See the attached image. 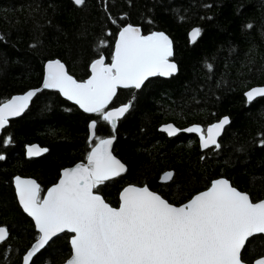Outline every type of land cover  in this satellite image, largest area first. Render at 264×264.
<instances>
[{
    "label": "trees",
    "instance_id": "16d2710c",
    "mask_svg": "<svg viewBox=\"0 0 264 264\" xmlns=\"http://www.w3.org/2000/svg\"><path fill=\"white\" fill-rule=\"evenodd\" d=\"M126 25L139 27L143 35H167L178 71L168 79H149L136 92L117 91L110 108L132 101L117 122L112 146L125 172L94 193L116 207L123 187H146L179 206L223 178L253 202L264 201V98L248 103L243 96L264 87V0H85L82 6L72 0H0V104L38 88L50 60L60 61L73 79L83 82L91 62L111 60L115 36ZM194 28L202 30L195 43L188 39ZM206 63L213 65L212 72ZM225 116L230 123L218 139L219 149L200 151L194 136L167 138L157 130L168 123L179 130L191 125L204 129ZM91 121L96 128L88 142ZM111 136L98 114L87 116L46 90L8 123L0 133L5 157L0 160V227L9 233L1 243L0 264H20L37 238L16 203L12 178L34 179L41 196L60 170L83 162L96 141ZM31 144L48 151L26 159L24 147ZM165 172L174 175L160 184ZM69 238L60 234L30 264L63 263L70 256ZM263 256V236L246 241L245 264Z\"/></svg>",
    "mask_w": 264,
    "mask_h": 264
},
{
    "label": "snow or ice",
    "instance_id": "6c2138e0",
    "mask_svg": "<svg viewBox=\"0 0 264 264\" xmlns=\"http://www.w3.org/2000/svg\"><path fill=\"white\" fill-rule=\"evenodd\" d=\"M73 3L82 6L85 0ZM252 27L251 23L247 25ZM201 32L200 28L192 29L190 41L195 43ZM172 55V42L163 32L142 35L138 27L125 26L119 32L111 64H106L103 57L96 59L90 65V78L77 82L64 71L60 61H51L46 65L43 88L57 89L85 113L98 114L115 129L116 121L132 107L130 100L114 111H105L116 89H140L149 77L173 76L178 68L169 60ZM205 68L213 71L210 63ZM37 91L12 97L0 106V129L8 123V117L21 115ZM245 96L248 103L264 98V87L254 88ZM229 123L225 116L208 127L207 138L201 134V148H221L217 137ZM89 128L94 130L96 121ZM161 131L174 136L180 130L169 124ZM184 131L201 133V128L193 126ZM111 145L112 139H99L87 157V165L65 169L58 184L48 189L43 199L35 181L16 177L19 204L33 218L40 233L23 264H29L35 253L64 232L74 233L66 264H244L245 242L256 234H264V201L253 202L248 194L221 178L181 206H173L146 187L130 186L121 193L119 207H112L93 191L125 171V166L109 151ZM260 146L264 147V139ZM46 151L31 146L28 155ZM173 175L167 173L169 179ZM8 235L6 228L0 227V242ZM256 264H264V259Z\"/></svg>",
    "mask_w": 264,
    "mask_h": 264
},
{
    "label": "water",
    "instance_id": "95a60500",
    "mask_svg": "<svg viewBox=\"0 0 264 264\" xmlns=\"http://www.w3.org/2000/svg\"><path fill=\"white\" fill-rule=\"evenodd\" d=\"M73 1V0H72ZM126 26H129V25H126ZM125 27V26H124ZM134 27H137V26H134ZM139 28V27H138ZM122 29H123V27L117 32V34H116V36H115V40H114V43H113V48H112V54H111V60L108 62V63H106V64H111V62H112V57H113V55H114V53H115V45H116V42H117V40H118V38H119V32L120 31H122ZM140 29V28H139ZM141 31V30H140ZM192 30H190L189 31V33L191 32ZM152 33V32H151ZM151 33H148V34H145V35H149V34H151ZM189 33H188V39H189V41H190V36H189ZM142 34V33H141ZM143 35V34H142ZM167 36V35H166ZM168 37V36H167ZM169 38V37H168ZM169 40H170V38H169ZM171 41V40H170ZM191 42V41H190ZM172 51H173V48H172ZM173 56V55H172ZM172 56L171 57H169V60L171 61V62H173L171 59H172ZM51 61H57V60H50V61H47V62H45L44 63V65H43V68H42V78H41V82H40V85H39V87L38 88H36V89H31V90H28V91H26V92H24V93H22V94H17V95H13V96H11L9 99H7L5 102H3V103H1L0 104V106H2L4 103H7L12 97H15V96H24V95H26L29 91H36L37 89H39V91H37L36 92V94H38L39 92H41V91H43V90H46V91H53V92H55V93H57L58 95H59V97L62 99V100H64L65 102H67L68 104H70V105H72V106H74L78 111H80L81 113H83V114H85V115H87V116H93V115H95L96 113H85L84 111H83V109H81L80 107H79V105H77L74 101H72V100H68L67 99V97H65L63 94H61L57 89H45V88H43V81H44V78H45V76H46V73H47V67H46V65L49 63V62H51ZM95 61V60H94ZM93 61V62H94ZM92 63V62H91ZM91 63H90V65H91ZM90 65H89V67H88V73H89V75H88V77L84 80V81H86L87 79H89L90 78V76H91V70H90ZM64 71L67 73V71H66V68H64ZM68 74V73H67ZM173 76H175V74L173 75ZM157 77H159V78H161V79H168L169 77H167V76H165V77H161V76H157ZM171 77V76H170ZM152 78H155V77H149L148 78V80L149 79H152ZM83 81V82H84ZM146 82V81H145ZM143 86V85H142ZM254 88H257V87H253V88H251V89H249L248 91H250V90H252V89H254ZM118 90H132L133 92H136V91H138L139 89H135V88H123V87H118L117 89H116V93H117V91ZM248 91H246V92H248ZM245 92V93H246ZM245 93H244V98H245V100H246V96H245ZM115 96H116V94H115ZM115 96L112 98V100L109 102V104L107 105V107H106V109H105V111H114L116 108H118V107H121V106H123V105H120V106H117V107H112V108H110V105H111V103H112V101H113V99L115 98ZM35 97V95L28 101V106H27V108L29 107V105H30V103H31V101H32V99ZM257 98H260V97H257ZM257 98H255V99H257ZM254 99V100H255ZM131 99H128V101L125 103V104H127L129 101H130ZM27 108H25L24 109V111L21 113V115L20 116H17V117H12V116H10V117H8V123L10 122V121H12V120H15V119H17V118H19V117H21L22 115H23V113L27 110ZM101 119H102V117H100ZM123 117H121V118H119L117 121H116V126H117V122L119 121V120H121ZM222 119V118H221ZM103 120V119H102ZM104 121V120H103ZM92 122V121H91ZM91 122H89V124H88V126H87V132H88V139H87V141L88 142H91L92 140H93V138H94V136H93V131L94 130H90V128H89V125H90V123ZM106 122V121H105ZM219 122V120L217 121V122H214V123H212V124H210V125H208L206 128H201L200 126V128H201V133H194V132H187V131H184V129H187V128H189V127H193V126H198V125H191V126H188V127H186V128H184V129H182V130H180V131H178L177 132V134L176 135H178L179 133H181V134H185V135H191V136H194L195 138H196V140H197V145H198V148H199V150L200 151H204V150H206V149H202L201 148V139H200V137H201V134H203L204 135V137L205 138H207V129H208V127H210L211 125H213V124H215V123H218ZM8 123L5 125V127L3 128V129H0V133L7 127V125H8ZM107 123V122H106ZM108 124V123H107ZM170 123H168V124H163V125H161V126H159L158 127V132H160V133H163L167 138H173V137H175L176 135H174V136H169L168 134H167V132H164V131H161V128L162 127H164V126H167V125H169ZM172 125V124H171ZM108 126H109V128L111 129V133H112V135L113 136H111V137H108V138H104V139H112V145H111V147H110V149H109V151L111 152V154H112V146H113V143H114V132H115V129H113L112 128V126L110 125V124H108ZM173 126V125H172ZM174 127V126H173ZM223 132V131H222ZM222 134V133H221ZM91 137V138H90ZM220 137H217V140L219 139ZM99 141V140H98ZM98 141L97 142H95V143H98ZM94 143V144H95ZM31 146H35V147H37V148H40L37 144H31V145H27V146H25L24 147V156H25V158L26 159H36V158H39V157H41V156H43L46 152H42L40 155H36V156H29L28 155V148L29 147H31ZM94 146V145H93ZM92 146V147H93ZM92 147L90 148V150L88 151V154H87V156H86V158H85V160L83 161V162H78V163H75L74 165H72V166H70V167H68V168H64V169H62V170H60V172H59V175H58V178H57V180H56V182L53 184V185H51L50 187H48L43 193H42V195H41V198L43 199L44 197H46L47 196V193H48V189H50V188H52V187H54L56 184H58V182H59V180L61 179V177H62V174H63V171L65 170V169H72V168H75V166L76 165H78V164H83V165H87V163H88V161H87V157H88V155H89V153L91 152V150H92ZM212 147H215V146H212ZM212 147H210V148H212ZM41 149H43V148H41ZM112 156H114L113 154H112ZM117 159V158H116ZM125 172V171H124ZM123 172V173H124ZM122 173V174H123ZM167 173H169V172H165L164 174H162L161 175V177H160V179H159V183L160 184H166V183H168L169 182V178H168V176H167ZM121 174V175H122ZM16 177H19V176H14L13 178H12V180H11V184H12V188H13V192H14V196H15V200H16V203H17V205H18V207H19V209H20V211L22 212V214L25 216V217H27L29 220H30V222H31V224H32V226H33V229H34V231H35V233L37 234V238L31 243V245L27 248V250L24 252V254L21 256V259H20V264H23V258H24V256L25 255H27V253L29 252V251H31L32 250V246L33 245H35L36 243H38V241H39V237H40V233H39V231H38V229L35 227V221L33 220V218L32 217H30V216H28L27 215V213H25L24 211H23V208H22V206L19 204V201H18V197H17V195H16V187H15V179H16ZM19 178H21L22 180H33V181H35L34 179H32V178H22V177H19ZM114 179V178H113ZM219 179H221V178H219ZM36 182V181H35ZM213 182V181H212ZM211 182V183H212ZM211 183H210V185L208 186V188L211 186ZM131 185H128V186H125V187H123L120 191H119V193H118V195H117V206L115 207V208H118L119 207V205H120V195H121V193L123 192V190L125 189V188H127V187H130ZM134 187H136V186H134ZM138 188H144V187H138ZM207 188V189H208ZM207 189H205L204 191H206ZM201 192H203V191H201ZM201 192H199V193H201ZM154 193V192H153ZM199 193H197V194H199ZM156 194V193H155ZM197 194H195V195H197ZM195 195H193L187 202H189ZM187 202H185V203H187ZM260 202V201H259ZM184 203V204H185ZM183 205V204H182ZM173 206H175V205H173ZM179 206H181V205H179ZM64 233H67L69 236H70V238H69V241H68V243H69V248H70V239H71V237L74 235V233H68V232H64ZM60 234H62V233H60ZM60 234H58V236L60 235ZM255 236H263L264 237V234H256ZM54 238H56V237H54ZM53 238V239H54ZM251 238V237H250ZM249 238V239H250ZM51 242V241H50ZM49 242V243H50ZM246 243V242H245ZM47 246V245H46ZM45 246V247H46ZM44 249V248H43ZM43 249H41L40 251H38L37 253H35L31 258H30V260H29V264H30V262H31V260L39 253V252H41ZM242 251H243V249H242ZM70 254H71V248H70ZM70 258V256L68 257V259ZM68 259H66L63 263H61V264H66V261L68 260ZM260 259H264V256L263 257H260V258H258V259H256V260H254L251 264H256V261H258V260H260ZM245 264V263H244Z\"/></svg>",
    "mask_w": 264,
    "mask_h": 264
},
{
    "label": "flooded vegetation",
    "instance_id": "af4514ba",
    "mask_svg": "<svg viewBox=\"0 0 264 264\" xmlns=\"http://www.w3.org/2000/svg\"><path fill=\"white\" fill-rule=\"evenodd\" d=\"M1 243H2V242H0V247H1V245H2Z\"/></svg>",
    "mask_w": 264,
    "mask_h": 264
},
{
    "label": "bare ground",
    "instance_id": "6f19581e",
    "mask_svg": "<svg viewBox=\"0 0 264 264\" xmlns=\"http://www.w3.org/2000/svg\"><path fill=\"white\" fill-rule=\"evenodd\" d=\"M99 59V58H98ZM24 114V113H23Z\"/></svg>",
    "mask_w": 264,
    "mask_h": 264
}]
</instances>
